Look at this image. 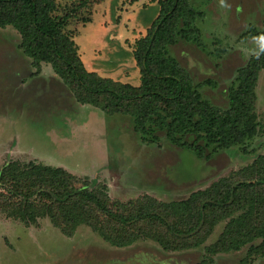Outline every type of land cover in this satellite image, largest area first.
<instances>
[{"label": "rangeland", "instance_id": "1", "mask_svg": "<svg viewBox=\"0 0 264 264\" xmlns=\"http://www.w3.org/2000/svg\"><path fill=\"white\" fill-rule=\"evenodd\" d=\"M55 1L59 14L70 12L66 30L88 70L140 84L133 48L158 14V0ZM190 3L202 11L194 22L201 44L177 38L167 51L192 83H200V97L225 109L228 89L250 58L252 38L264 32V0H224L227 6L220 0ZM20 41L16 28L0 26V167L9 160H35L63 166L91 187L103 184L114 200L148 194L171 201L264 155V66L254 86L253 109L244 121L255 124V132L227 147L209 144L206 156L199 157L152 122L144 132L137 130L131 114L78 101L51 64L36 65ZM226 221L216 223L198 245L167 250L149 237L118 246L86 224L66 235L49 217L26 225L0 212V264H199L203 257L212 258L209 264H264V256L247 253L248 244L208 253L206 247Z\"/></svg>", "mask_w": 264, "mask_h": 264}, {"label": "trees", "instance_id": "2", "mask_svg": "<svg viewBox=\"0 0 264 264\" xmlns=\"http://www.w3.org/2000/svg\"><path fill=\"white\" fill-rule=\"evenodd\" d=\"M158 14L138 38L133 57L140 84L118 82L88 70L66 26L70 12H57L55 0H0V26L11 25L21 36L23 52L39 65L51 64L78 101L100 105L108 112L131 114L137 130L151 123L199 157L204 147H227L255 132L244 124L254 105V86L264 55L249 58L229 87L228 106L221 109L200 97L199 84L168 54L177 38L201 44L195 20L202 15L190 0H158ZM180 23V24H179ZM192 138L183 140L181 136ZM201 140L205 142L201 144ZM0 212L37 224L49 217L54 226L72 235L79 224L98 231L114 245L140 237L160 242L167 250L201 243L220 220L227 219L218 237L206 247L209 254L238 250L264 256V155L219 177L186 198L161 201L143 194L114 200L102 184L89 186L63 166L29 160H9L0 167ZM170 220V222H169ZM260 239L258 242H254ZM203 257L199 264H209Z\"/></svg>", "mask_w": 264, "mask_h": 264}, {"label": "clouds", "instance_id": "3", "mask_svg": "<svg viewBox=\"0 0 264 264\" xmlns=\"http://www.w3.org/2000/svg\"><path fill=\"white\" fill-rule=\"evenodd\" d=\"M222 6L224 5V0H220ZM251 44L253 45L251 48L247 49V54L251 57L259 58L264 55V32L254 36L252 38Z\"/></svg>", "mask_w": 264, "mask_h": 264}]
</instances>
